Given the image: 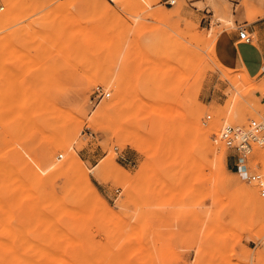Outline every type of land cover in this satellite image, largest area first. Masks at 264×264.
<instances>
[{
  "label": "rangeland",
  "instance_id": "374dc122",
  "mask_svg": "<svg viewBox=\"0 0 264 264\" xmlns=\"http://www.w3.org/2000/svg\"><path fill=\"white\" fill-rule=\"evenodd\" d=\"M261 21L264 0H0V264H264V144L232 167L221 137L264 117L229 37Z\"/></svg>",
  "mask_w": 264,
  "mask_h": 264
},
{
  "label": "built area",
  "instance_id": "2783aa9c",
  "mask_svg": "<svg viewBox=\"0 0 264 264\" xmlns=\"http://www.w3.org/2000/svg\"><path fill=\"white\" fill-rule=\"evenodd\" d=\"M167 3H174L176 0H165ZM239 36L245 42H253V34L240 24ZM111 92L106 91L103 86L97 85L93 90V100L99 101L110 96ZM221 137L225 144L232 150L231 157L235 165L240 166L253 152L256 145L264 144V117H252L246 123H225L221 128ZM250 180H257L264 183L262 173L254 172L248 175Z\"/></svg>",
  "mask_w": 264,
  "mask_h": 264
},
{
  "label": "crops",
  "instance_id": "0c3cea01",
  "mask_svg": "<svg viewBox=\"0 0 264 264\" xmlns=\"http://www.w3.org/2000/svg\"><path fill=\"white\" fill-rule=\"evenodd\" d=\"M165 1V0H163ZM261 20L263 17L260 18ZM238 26L240 22H237ZM245 27L253 34L256 32L257 25L254 23H245ZM261 26H264V21H261ZM232 30L229 33V37L233 44V50L236 57V61L240 67H245L246 71L251 76H263L264 75V41L257 40L253 42H245L239 36V28ZM264 102V98H263ZM228 165L235 167V161L233 158H228Z\"/></svg>",
  "mask_w": 264,
  "mask_h": 264
},
{
  "label": "bare ground",
  "instance_id": "6f19581e",
  "mask_svg": "<svg viewBox=\"0 0 264 264\" xmlns=\"http://www.w3.org/2000/svg\"><path fill=\"white\" fill-rule=\"evenodd\" d=\"M78 1H81V2H87L88 0H78ZM101 1H104V0H101ZM10 4H11V8L10 9H8V12L6 13V15H9L10 17H12V15H14V10H13V8H12V6H13V1H10ZM159 16H163L161 13H159L158 14ZM9 18V17H8ZM229 21V20H228ZM181 32V31H180ZM174 36V35H173ZM174 38V37H173ZM211 40H209V41H207L208 43H212L213 45H215V42H210ZM185 45V44H184ZM208 45V44H207ZM211 47V46H210ZM214 47V46H213ZM211 49H212V51H213V53H214V49L211 47ZM186 54V53H185ZM192 54H193V52H192ZM186 55H188L189 56V54H186ZM192 56H194V55H192ZM142 57V56H141ZM160 62L158 63V66L157 67H160ZM156 66H154L153 67V69H156L157 68ZM169 67V66H168ZM170 69H166L165 70V81H170V79H171V74H170ZM152 75V74H151ZM123 78H124V76H123ZM123 78H122V80H123ZM125 79V78H124ZM117 81H118V79H117ZM137 81V80H136ZM139 81V80H138ZM137 85V84H136ZM159 85V84H158ZM161 85V84H160ZM118 90H120L121 91V94L123 93V91L125 90L124 88H123V84L121 83V81H119L118 82ZM136 87V86H135ZM117 88V87H116ZM160 88V87H159ZM119 91V92H120ZM138 91H140V90H138ZM124 96V95H123ZM63 96H61L60 98H62ZM57 98V97H56ZM60 98H59V96H58V99H59V102H61L60 101ZM50 100V99H49ZM62 100H66L67 101V99H65V97L64 98H62ZM50 101H52V100H50ZM64 103H65V101H64ZM116 103V102H115ZM115 103H114V105L113 106H115ZM120 103V102H119ZM56 104L57 103H55V106H56ZM60 104V103H59ZM61 104H62V102H61ZM162 103H161V100L160 99H154L153 100V102H152V105L154 106L153 108H162V105H161ZM58 105V104H57ZM165 105H166V103H165ZM164 105V106H165ZM59 107L61 106V105H58ZM113 106H110V105H104L103 106V108H102V110H103V112H105V111H107L109 108L111 109V107H113ZM51 109V108H50ZM66 109V108H65ZM59 110V109H58ZM58 113V112H57ZM203 113V112H202ZM54 114V113H53ZM56 114V113H55ZM102 114V113H101ZM196 115L194 114V117H195ZM202 116V115H201ZM197 119V118H196ZM198 120V119H197ZM51 125V124H50ZM203 125V124H202ZM200 128H206V126H200ZM211 128L209 127H207L206 128V138H209V133H211ZM49 133H51V132H49ZM52 136V135H51ZM53 137V136H52ZM55 141H56V139H55ZM222 141H221V139H218L217 141H215V142H212V148L213 149H215L214 151H216L219 147H221L222 146ZM77 168H78V170L80 171V173L82 172V169L84 170V167L82 166V164H80V163H78L77 164ZM231 181V180H230ZM232 183V182H231ZM89 184H91V182L89 181L88 182V185ZM90 186V185H89Z\"/></svg>",
  "mask_w": 264,
  "mask_h": 264
}]
</instances>
